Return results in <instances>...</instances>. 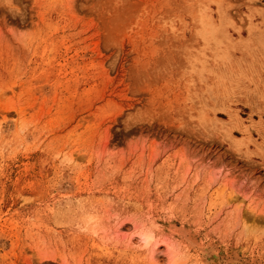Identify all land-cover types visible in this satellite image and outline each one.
I'll return each mask as SVG.
<instances>
[{
  "label": "rangeland",
  "instance_id": "374dc122",
  "mask_svg": "<svg viewBox=\"0 0 264 264\" xmlns=\"http://www.w3.org/2000/svg\"><path fill=\"white\" fill-rule=\"evenodd\" d=\"M209 251L264 264V0H0V264Z\"/></svg>",
  "mask_w": 264,
  "mask_h": 264
},
{
  "label": "bare ground",
  "instance_id": "6f19581e",
  "mask_svg": "<svg viewBox=\"0 0 264 264\" xmlns=\"http://www.w3.org/2000/svg\"><path fill=\"white\" fill-rule=\"evenodd\" d=\"M197 6H198V5H197ZM222 34H223V33H222ZM213 44H214V43H213ZM213 46H214V45H213ZM211 48H212V46H211ZM215 53H216V52H215ZM204 66H205V65H204ZM209 252L211 253V254H210V255H211V259H212L213 261H215V263L218 262L219 259L214 257V255H216L215 252H214V255H213V253H212L211 251H209ZM203 258H204V257H203ZM217 259H218V261H217ZM207 262H208V261H207ZM209 263H211V262H209ZM213 263H214V262H213ZM207 264H208V263H207ZM216 264H217V263H216Z\"/></svg>",
  "mask_w": 264,
  "mask_h": 264
}]
</instances>
